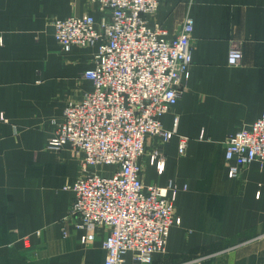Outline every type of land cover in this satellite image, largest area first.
<instances>
[{
	"label": "crops",
	"instance_id": "obj_1",
	"mask_svg": "<svg viewBox=\"0 0 264 264\" xmlns=\"http://www.w3.org/2000/svg\"><path fill=\"white\" fill-rule=\"evenodd\" d=\"M102 13L88 0H0V264H103L104 227L62 235L61 218L73 198L64 186L80 174V154L69 145L46 148L69 99L91 90L82 72L94 49L63 51L52 21ZM186 16L192 21L191 64L182 93L159 118L171 139L146 137L142 179L175 184L174 215L166 250L150 263L264 264V164L254 161L227 176L224 142L264 112V0H160L152 22L173 37ZM237 45L238 65L227 63ZM176 119V122L174 120ZM186 139L183 155L177 151ZM165 158L158 174L153 150ZM39 231V234H36ZM93 232L85 242L80 236ZM24 236L29 237L25 246Z\"/></svg>",
	"mask_w": 264,
	"mask_h": 264
},
{
	"label": "built area",
	"instance_id": "obj_2",
	"mask_svg": "<svg viewBox=\"0 0 264 264\" xmlns=\"http://www.w3.org/2000/svg\"><path fill=\"white\" fill-rule=\"evenodd\" d=\"M88 1L103 14L100 20L83 14L51 23L63 51L72 45L94 49L91 66L82 72L91 90L66 102L63 120L46 144L52 151L69 145L81 155L80 174L64 186L73 198L61 218V232L67 234L68 221L78 230L104 227L103 264H124L126 253L136 263H150L155 254L165 252L169 229L179 223L174 215L178 188L172 182L164 187L144 183L140 158L146 137L167 141L174 134L159 118L182 93V76L191 64L192 21L186 16L177 34L167 37L152 22L160 0ZM241 57L240 48L232 44L227 63L238 65ZM185 148L186 139L180 137L178 153L183 155ZM224 159L229 178L254 161L264 164V112L249 127L226 137ZM148 162L158 174L163 171L165 158L157 149L149 153ZM93 235L85 232L80 241ZM22 242L27 246L29 237Z\"/></svg>",
	"mask_w": 264,
	"mask_h": 264
},
{
	"label": "rangeland",
	"instance_id": "obj_3",
	"mask_svg": "<svg viewBox=\"0 0 264 264\" xmlns=\"http://www.w3.org/2000/svg\"><path fill=\"white\" fill-rule=\"evenodd\" d=\"M51 151H52V150H51ZM54 152H56V151H54ZM108 168H109V167H108V166H106V167H104V170H108Z\"/></svg>",
	"mask_w": 264,
	"mask_h": 264
}]
</instances>
